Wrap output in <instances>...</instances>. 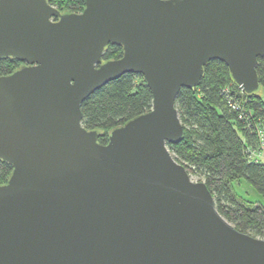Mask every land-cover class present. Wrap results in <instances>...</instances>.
<instances>
[{"label": "water", "instance_id": "1", "mask_svg": "<svg viewBox=\"0 0 264 264\" xmlns=\"http://www.w3.org/2000/svg\"><path fill=\"white\" fill-rule=\"evenodd\" d=\"M109 44L122 55L104 59ZM0 264H264V237L237 229L168 143L184 137L176 106L205 65L224 61L259 91L264 0H0ZM140 73L153 105L114 127L83 125L82 103Z\"/></svg>", "mask_w": 264, "mask_h": 264}, {"label": "trees", "instance_id": "2", "mask_svg": "<svg viewBox=\"0 0 264 264\" xmlns=\"http://www.w3.org/2000/svg\"><path fill=\"white\" fill-rule=\"evenodd\" d=\"M63 11H82L84 0H49ZM122 55V47L109 44L104 59ZM22 62L15 57L0 58V75L8 74ZM257 71L264 86V57L258 58ZM234 89L237 97L246 98L252 118L264 119V99L259 92L247 94L232 80L228 65L213 59L205 65L200 83L183 87L176 100L184 137L168 143L175 159L188 172L205 181L217 209L237 229L264 237V207L247 201L235 190V182L246 180L264 196V163L250 158L249 147H256L258 137L238 112L233 110L225 92ZM153 92L140 73L127 72L107 82L82 103L83 125L99 129V141L107 143L110 131L127 120L149 111ZM257 128V127H254ZM13 166L0 161V183L7 181Z\"/></svg>", "mask_w": 264, "mask_h": 264}, {"label": "built area", "instance_id": "3", "mask_svg": "<svg viewBox=\"0 0 264 264\" xmlns=\"http://www.w3.org/2000/svg\"><path fill=\"white\" fill-rule=\"evenodd\" d=\"M225 92L228 96V102L230 107L238 112L239 118L244 120L249 128H253L258 137V144L256 147H249L250 158L257 162L264 163V119L258 117L253 119L250 111L246 107L247 99L237 97L233 92L234 89L231 86L225 87ZM257 127V128H254Z\"/></svg>", "mask_w": 264, "mask_h": 264}, {"label": "rangeland", "instance_id": "4", "mask_svg": "<svg viewBox=\"0 0 264 264\" xmlns=\"http://www.w3.org/2000/svg\"><path fill=\"white\" fill-rule=\"evenodd\" d=\"M258 92L264 99V86H261ZM192 178L194 180H198L197 177L192 176ZM234 187L235 190L243 195L247 201L253 204H259L264 207V196L261 195L249 182H247L246 180L235 182Z\"/></svg>", "mask_w": 264, "mask_h": 264}, {"label": "flooded vegetation", "instance_id": "5", "mask_svg": "<svg viewBox=\"0 0 264 264\" xmlns=\"http://www.w3.org/2000/svg\"><path fill=\"white\" fill-rule=\"evenodd\" d=\"M104 57V56H103ZM22 62V61H21Z\"/></svg>", "mask_w": 264, "mask_h": 264}]
</instances>
